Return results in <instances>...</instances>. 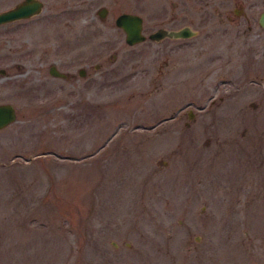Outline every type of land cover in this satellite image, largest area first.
I'll use <instances>...</instances> for the list:
<instances>
[{
	"label": "rangeland",
	"instance_id": "rangeland-1",
	"mask_svg": "<svg viewBox=\"0 0 264 264\" xmlns=\"http://www.w3.org/2000/svg\"><path fill=\"white\" fill-rule=\"evenodd\" d=\"M125 1L67 46L88 76L3 93L0 264H264V33L195 8L189 48L128 47Z\"/></svg>",
	"mask_w": 264,
	"mask_h": 264
},
{
	"label": "flooded vegetation",
	"instance_id": "flooded-vegetation-1",
	"mask_svg": "<svg viewBox=\"0 0 264 264\" xmlns=\"http://www.w3.org/2000/svg\"><path fill=\"white\" fill-rule=\"evenodd\" d=\"M115 1L0 0V15L9 10L25 8L19 14L21 16L0 20V104H10L16 115L14 104L2 101L4 91L33 88L28 83L35 79L38 80V86L44 87L46 81L42 78L46 75L40 74L43 69L49 77L64 81H73L76 74L82 78L88 76L89 73L83 69L86 63L76 70L67 71L64 68L67 46L86 34H104L101 26L108 23L109 7ZM125 3L126 9L112 15L110 19L113 28L121 33L128 47L139 44H166L168 47L171 42V50L185 48L190 38L196 35L195 8L203 13L200 23H208L214 17L219 24H245L248 30L254 24L264 33L259 25V17L264 12V0H134L133 3L126 0ZM92 5H96L94 13L97 20L83 15L86 9L82 7ZM121 14L138 17L141 41L134 44L125 42L124 30L115 24ZM173 33L181 36H169ZM51 56L54 58L50 59ZM112 57L115 58V53ZM98 67L94 66L97 73L101 72Z\"/></svg>",
	"mask_w": 264,
	"mask_h": 264
},
{
	"label": "water",
	"instance_id": "water-1",
	"mask_svg": "<svg viewBox=\"0 0 264 264\" xmlns=\"http://www.w3.org/2000/svg\"><path fill=\"white\" fill-rule=\"evenodd\" d=\"M23 10H25V8L20 10L18 9L9 10L0 15V20L4 21L21 16L19 14H21V11ZM115 24L124 30L126 35L125 42L127 44H134L142 40V37L140 36V32H139L140 30L139 19L137 16L121 14L116 18ZM259 25L264 29V12H262L259 17ZM169 36L178 37L181 35H176V33H173V35H169ZM14 120H15V113L13 107L10 104H0V129L12 123Z\"/></svg>",
	"mask_w": 264,
	"mask_h": 264
}]
</instances>
